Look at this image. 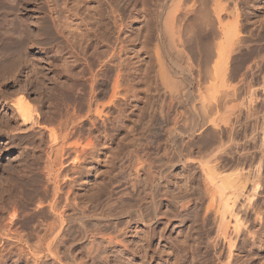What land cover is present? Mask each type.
Instances as JSON below:
<instances>
[{
	"label": "rangeland",
	"instance_id": "rangeland-1",
	"mask_svg": "<svg viewBox=\"0 0 264 264\" xmlns=\"http://www.w3.org/2000/svg\"><path fill=\"white\" fill-rule=\"evenodd\" d=\"M203 1L0 0V198L26 171L32 175L33 188L44 194L52 190V181L44 168L51 143L50 133L57 130L62 120L74 110L83 112L88 108L89 79L95 69L99 71L100 68L98 78L102 79L97 84L100 88L95 100L99 97L97 100L103 101L101 105L105 112L108 110L112 115L107 116L111 122L109 120L104 137L94 147L87 145L89 137L86 139L82 134L84 139L80 138L82 143L78 146L91 149L90 155L85 157L86 149L83 156L80 151L83 149L76 146L75 151L74 146H69L61 157L63 163L56 165V168L61 167L65 190H70L71 197L81 208H90L84 220L89 231L94 232L93 237H77V221L71 231V238H81L73 248L79 264L228 262L229 249L220 234V218L215 210L208 209L210 193L197 163L207 160L208 152L205 151L212 150H207V146L216 142L220 147L224 142L223 148L228 145L224 150L228 148L231 154L227 156L221 151L229 158L225 157L229 161L225 163L233 164L230 158L238 160L237 152L243 142L254 144L258 140L261 145L245 144L259 157L263 139L258 130L256 133L260 136L255 134L257 140L252 139V142L250 139L252 125L246 121L249 119H246V110L252 104L247 99L249 95L231 99L219 111L225 122L227 117L233 118V108L243 111L238 123L242 126L240 124L234 130L240 129L237 133L230 131L229 123L226 126L227 123L222 121L217 130L201 118L204 113L201 114L202 95L196 89L200 86L196 69L200 67L198 65L201 68L207 65L208 54L204 53V48L209 54L216 52L222 28L226 31L239 29L244 41L234 46L226 43L225 59L228 57L226 61L232 73H237L240 68L244 71L249 65L256 66L249 71L255 77L249 75L248 80L256 91L253 105L260 111L259 115L264 114V0L218 1L222 5V24L213 9L215 0H208L205 4ZM114 7L117 12L113 13ZM237 7L239 17L236 18L231 11ZM179 39L183 42L180 43ZM173 41H179L180 45ZM207 45L213 46L214 50H208ZM99 51L100 54L104 52L99 55L96 53ZM118 62L123 65L119 66ZM117 63L121 68L120 89L124 88L119 97H124L125 93L129 100L125 105L120 102L123 108L119 110L107 99L111 93L107 90L112 86L113 71L117 70L114 64ZM110 68L116 69L110 71ZM101 70L106 71L104 75ZM192 71L196 74H191ZM186 77L192 79L190 85ZM168 79L183 85L186 81L188 87L185 84L182 88H186L187 95L171 96L173 92ZM102 81L109 82L104 84ZM238 81L235 78L231 83ZM181 98L184 102L178 100ZM19 100L29 106L33 119H40L39 125L32 119L27 122L21 119L16 102ZM203 120L206 126L202 125ZM87 123L86 127H89L90 123ZM248 125L251 127L247 128ZM191 126H194L192 130ZM214 131L220 142L213 140ZM78 137L70 139L71 142L76 143ZM54 154L56 158L57 153ZM237 168L233 165L225 171L233 173ZM24 173L22 175H26ZM258 191L255 202L261 216L250 208L238 206L248 219L247 226L255 233H244L237 238L232 249V264H264V165ZM38 198L29 200L26 210L21 213L22 221L37 212ZM6 209L11 211V203L6 204ZM5 210L8 217V210ZM7 217L0 215V219L6 220ZM148 218L150 223L146 222Z\"/></svg>",
	"mask_w": 264,
	"mask_h": 264
},
{
	"label": "bare ground",
	"instance_id": "bare-ground-1",
	"mask_svg": "<svg viewBox=\"0 0 264 264\" xmlns=\"http://www.w3.org/2000/svg\"><path fill=\"white\" fill-rule=\"evenodd\" d=\"M206 1H208V0L203 1L204 4ZM212 1H214V0H212ZM218 1H220V0L214 1L213 9H215V12L217 13L218 19L220 20V23H221V17H222L221 16V12H222L221 6L222 5L220 6V3ZM210 4H212V3H210ZM183 7L184 6H182V8ZM115 8L116 7H114L113 13L117 12L116 11L117 9L115 10ZM238 10L239 9L237 7L234 12L231 11L232 15H236L235 16L236 18L239 17ZM204 12H206V11H204ZM204 14H206V13H204ZM206 16H210V15H206ZM206 16H204V17H206ZM209 19H211V18H209ZM180 20H181V18H180ZM177 22L179 23V19ZM117 23H118V21H117ZM119 25L121 26V24H119ZM120 26H118V27H120ZM179 29H180V26H179ZM171 32H173V31H171ZM175 32L176 31H174L173 33H175ZM178 34H179V32H178ZM176 35H177V33H176ZM178 37H177V39H178ZM174 38L175 37L173 35L172 39H174ZM172 39H170V40H172ZM243 41H244V38L241 37L239 29L235 30L234 28H232L229 31H226V30H223V28H222L221 41L217 42V47L215 45L216 52L213 51V52H210L211 54H209L206 51V49L204 48V50H205L204 53L206 52L208 54V56L209 55L212 56V54H214V53H216V55L214 54L215 56H212V57L207 56L206 59L208 58L207 59L208 61L205 59L207 62V65H204V67L202 65L203 68H201V65H198V67L199 66L200 67L197 68L198 70L196 69V71H198V73H197L198 75H196V80L198 79L197 80L198 86L199 85L200 86L197 88L195 87V88L199 89V91H200L199 94L202 95V97H201L202 100L200 103L201 108L203 109V112H201V114L204 113L203 115H201L202 119L205 118V120H207V123H210L211 126L213 125L212 126L213 128L215 127L217 129L219 126V123L221 124V123H223L222 121L225 120V119L221 120L223 118L220 117V115H219V111H220L221 107L226 106L227 103H229V101L231 99H235L236 97L240 98L242 95L246 94L245 97L247 98V96L249 95V97L247 99L250 101V103H252L251 106H249V109L246 110L247 111L246 119H248V118L250 119V121H248L249 119L246 121L251 123L250 125H252V127L251 126L250 127L253 129V130L251 129L253 136L250 139H251V141H252V139L255 140L258 137L257 135H259L260 133L263 135V137L261 135V138L263 139L262 140L263 141L262 142L263 143L262 148L260 150L258 148V150L261 151L259 157L257 156V154H255L253 151H250L249 148H247L248 145L245 143L249 144L251 142H245V143L243 142V144L241 143L242 147L240 146L241 150L240 149H239V151L237 150V148L239 146L236 148V150L238 151L237 152L238 153V155H237L238 160H236L235 158H232V159L230 158V160H232L233 164H231V163L228 164V163H225V161H226L225 157L226 156L223 154V153H225L228 156V154L230 153V151H229V153L227 151V150H229L228 148L226 149L227 152L224 150L225 147H227L228 145H226L223 148L225 143L221 139V141L223 142V144H222L223 146L220 147L219 143L216 142V141H219L220 139L216 140V137L214 135L216 133L214 131L213 140L215 139V142L217 144L214 143L215 146H214V144L211 146V144H212L211 143L212 140H211L210 141L211 144H209L207 146L209 148L207 150H210V149H212V150L205 151V153L208 152L207 153V157H208L207 160L205 162H202V163H197V165L199 164L198 166L200 167V170L203 172L204 180H205V183L207 185V190L210 193L209 194L210 201H209L208 209L215 210L216 214H218V216L220 218V234L224 238V240L228 246V249H229L227 264H232V260H231V258L233 257L232 249L235 247L237 238L244 235V233L245 234L255 233L254 230H252L251 228H249V226H247L248 219L243 215L241 210L238 209V206L241 205V207L245 206L246 208H250V211L254 212L258 216H261V212L257 206V203L255 202V197L259 193L258 189L260 187V181H261V169L263 168V165H264L263 164L264 162L261 163V161L264 160L263 159L264 158V114L259 115L260 111L257 110L255 105H253V102L255 100L254 96L256 94V91L254 89H252V85L250 84L251 81L249 82V80H248V78H250L249 75H251V76L253 75L252 73L250 74L249 71L251 69L253 70V68L256 69L255 68L256 66L254 65L255 67H252L249 65L248 67L245 68L244 71L243 70L241 71L242 68H240L237 73H232V72H230L232 69L229 70L230 69V67L228 65L229 63L227 62L228 57L225 59V57H226L225 52H227L226 51V43L231 45V46H234L235 44H240ZM173 42H172V44H173ZM182 42L183 41H181L180 43H182ZM187 42H188V40H187ZM176 43L179 44V41L174 42V44H176ZM174 46H176V45H174ZM94 47L95 46H92L93 49H94ZM210 48L211 47L208 46V50ZM212 49H213V46H212L210 51H212ZM181 50L182 49H180V51ZM96 53H99V55L102 54V53L100 54V51L96 52ZM92 54H93V51H92ZM119 54L120 53H118L117 55H119ZM110 56H112V54ZM119 57H121V56H118V58ZM215 57H216V59H215ZM95 58H96V56H95ZM116 58H117V56H116ZM100 60H101V58H100ZM118 63L114 64V65H117V67L115 66L117 68V70L113 71L116 68H114V69L110 68V71H113V73H114V75L112 74L113 75L112 77H114V78L113 79L111 78L112 79V80L110 79L111 81L109 79H107L110 81V84L112 85L111 87L109 85L110 90H107V92L108 91L111 92L110 97L108 95L109 98H107V99L111 100V102H112L111 104H113L114 106L117 105V109L119 110V108L121 107V105L119 103L122 102V104L125 105V103L127 101L129 102V100L126 99L128 97H126L125 93H124V97H121V98L119 97L121 89H124V88L120 89V83H121L120 82V80H121L120 69L121 68H119V66L123 65V64L119 63V66H118ZM191 64H192V61H191ZM255 64H257V63H255ZM91 65H93V64H91ZM94 65H95V63H94ZM257 65H260V64H257ZM263 67H264V65L262 66V69H263ZM259 69L262 70L261 67H259ZM95 70H96V72L94 74H92L90 76L91 78L89 79V81H90L89 86L90 87H89L88 93H90L89 94L90 98L89 97L88 98L90 99V101H87L89 104H87L88 108L87 107L85 108V110H87L86 113H85V110L83 111V109H82L83 112L74 110L72 113H70L66 116L64 121L62 120V123L59 125L57 130L51 131V133H50L51 143L49 144L48 154H46L47 159L44 161L45 162L44 168L47 171L46 176H48V178L52 181V184H53L52 190H50V192H45V194H44V193L40 192L39 190L33 188V186H32V181H33L32 175H30L29 172L27 173V171L25 173L22 171L26 175H22L23 173L22 174L20 173L22 178L19 177L18 178L19 181L16 179V182L14 183V185L13 184H12V186L10 185L11 189L9 188V190H6L7 192L4 191L2 194V198H0L1 199V201H0V215L3 217H7L4 214V210L6 209V204L9 205L11 203V211H9L8 209L5 210V211L8 210L7 211L8 217L6 218V220L4 218L3 219L1 218L3 220V222H6V221L7 222L6 223L2 222L3 223L2 224L1 223L2 220L0 219V264H46L49 262L51 264H65V263L79 264L78 257H77V255L74 254L73 248L79 242V240L81 238H76V236L71 238V235H72L71 231L74 228L73 227L74 222H76V221L78 222V225L76 226V227H78L77 228V237L80 235H82L83 237H93L94 232L89 231L88 227L85 224V220H84V218L86 217L85 216L86 211L90 208L89 207L81 208L79 203L71 197L72 193L70 192V190L69 189L65 190V188H64V182L65 181L62 178L61 167L56 168V165H58V164L60 165L63 163L61 157H62V155H64L63 154L64 151H66V149H68L69 146L71 148L74 146L75 147L74 149H76L75 151H77L76 146H78L79 144L82 143V141L81 142L79 141L80 138L83 140L84 138L87 139V137H89V141H88L87 145L94 147V145L96 146L95 143L97 141H99L101 138H103L105 135V130H107V128H105V127L110 120L109 119L110 116H109V118L107 116L111 115V114H108V112H107L108 110L105 112L104 106L101 105L103 101L101 100V102H99L98 101L99 99L97 100V98H99V97H97L95 100V97L98 96L97 89L100 88V87L97 88V84L99 83V81H101L100 80L101 77L98 78L99 75L101 76V74L98 73V72H100V68H99V71H97V68ZM190 70H191V68H190ZM105 72L106 71H104L102 74L104 75ZM194 73L195 72H193L191 74H194ZM188 75H190V74H188ZM197 76H199V77H197ZM106 77H107V75H106ZM235 78H238L239 81L236 84H232L231 80L235 79ZM170 79H168L169 81L167 83L172 87V88L170 87L172 92H173V93H171V96L173 94V97L175 96L176 98L183 97L186 94L184 91L186 88H182V87L185 84L188 87L187 83H185L186 81L184 82V85H183V83H179L178 81L177 82L170 81ZM187 79L188 78L186 77V80ZM189 80H190V78H189ZM189 80H187L188 84H189ZM82 81H83V79H82ZM109 81H107V82H109ZM125 81H127V80H125ZM191 81H192V79L190 80V82ZM102 82H104V84L107 83L106 81H102ZM133 84L134 83L132 81L131 85H133ZM195 84H197V83H195ZM123 86H125V85H123ZM109 87H108V89H109ZM191 87H193V85ZM81 88H83V87H81ZM132 88L134 89V87H132ZM132 88L130 90L134 91L135 89L133 90ZM201 88H204V90L201 91ZM189 89H190V87H189ZM262 91L264 92V88ZM81 92L84 93L83 90ZM81 92L79 94H82ZM101 92H100V94H101ZM107 92H106V95H107ZM126 94H128V93H126ZM188 94H190V91ZM191 96H193V92H192ZM85 97H87V96H85ZM173 97H171V100L172 99L174 100ZM187 97L188 96H186V98ZM189 97H190V95H189ZM81 98H83V97H81ZM184 99H185V97H184ZM184 99L182 100V98H181L178 100H180V101L182 100L184 102ZM109 100H107V101H109ZM257 100H258V98H257ZM16 102H17V111L19 112L21 119L24 122H27V121L32 119V120H34L36 125H39L40 119L39 118L38 119L36 118V120L33 119V116L31 114V110L29 109V106L26 103H24L23 100L22 101L19 100ZM172 102L173 101H171V103ZM174 103L171 105H174ZM109 104H110V102H109ZM107 106H109V105H107ZM121 108H123V107H121ZM233 109L234 110L231 112L233 114V118L229 119V117H227L226 118L227 121L226 122L224 121V123H227L226 126L229 123L228 127H230L231 132L232 131L235 132L234 130L237 129L236 127L238 125L241 124V126H242V123H240V124H238V123L240 122L241 112H243V111H241V110L235 111L237 108L236 109L233 108ZM115 111H117L116 108H115ZM121 111H122V109H121ZM118 112H120V111H118ZM263 112H264V110H263ZM179 114H180V111H179ZM230 118H231V115H230ZM205 120L201 121V123L203 122L202 123L203 126H206V125H204V122H206ZM246 121H244L243 123H245ZM252 121H254V122H252ZM87 122L90 123V126L89 127L87 126L88 128L86 127ZM110 122H111V120H110ZM87 125H88V123H87ZM243 125H245V124H243ZM241 126H240V128H242ZM192 127H194V126H191L190 130H192ZM250 127L248 125L247 128H250ZM178 128H177V130L180 129V128L179 129ZM189 128H187L186 131H188ZM174 129L176 130V127ZM174 129H172V131ZM257 130L259 131L258 132L259 134L256 133ZM260 130H261V132H260ZM85 131H88V134H86V136L84 135ZM186 131L184 130V132H186ZM237 132H235V133H237ZM210 133H212V132H210ZM82 134H83L84 138H83ZM249 134H251V132ZM255 134H257L256 135L257 137L255 136ZM192 136H194V134ZM192 136H190V137H192ZM246 136L248 137L249 135L247 134ZM75 137L76 138L78 137V141H75L76 143H72L70 139H73ZM250 139L248 138V141ZM188 141H192V140L188 139ZM257 142L258 143L254 142V144L253 143H251V144H253L254 146H256V144L261 145L258 140H257ZM182 144H183V142H181L180 146H182ZM246 145H247V147H246ZM84 147H86V146H84ZM84 147L83 148L79 147V149H83V150H80L82 153L86 149V148L84 149ZM220 148H223V149H220ZM93 149H95V148H93ZM93 149H92V151H93ZM72 150L73 149H71V151ZM88 150L87 149L85 150V157L92 153L91 149H88ZM222 150L225 151L222 153L224 156L221 154ZM182 151H183V148H182ZM190 151H191V149H190ZM55 152L57 153V156L58 155H61V156H59V157L56 156V158L53 157L55 155L54 154ZM81 152H80V154H82ZM200 152H202V150H200ZM75 153H77V152H74V154ZM83 156H84V153H83ZM232 157H234V156H232ZM76 158H77V156H76ZM227 158L228 157H226V159ZM223 159H224V162H223ZM233 159H235L236 162L235 161L233 162ZM228 160H229V158H228ZM233 165L238 166L237 170L233 173H227L225 170L231 168V166H233ZM29 171H32V170L30 169ZM34 181H35V179H34ZM47 190L49 191V189H47ZM38 196H40V197L38 198ZM34 197L38 198V203H37L38 209H36L37 212L34 213V216H31V217L29 216V218H27V219L25 218L26 220L23 219V221H24L23 222L22 218H21V213L24 210H26V209H24L25 206H27L29 204V200L33 199ZM235 208H237V209H235ZM150 221H151V219L149 220V218L146 220L147 223H150ZM259 221H260V218H259ZM103 233L104 232H102V234Z\"/></svg>",
	"mask_w": 264,
	"mask_h": 264
}]
</instances>
